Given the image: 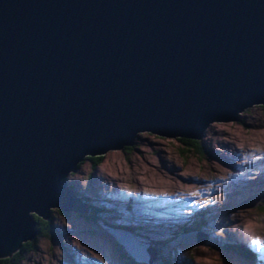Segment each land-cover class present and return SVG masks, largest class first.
<instances>
[{"label":"water","instance_id":"obj_1","mask_svg":"<svg viewBox=\"0 0 264 264\" xmlns=\"http://www.w3.org/2000/svg\"><path fill=\"white\" fill-rule=\"evenodd\" d=\"M253 103L264 0H0V256L26 211H84L63 186L83 154L137 130L196 138Z\"/></svg>","mask_w":264,"mask_h":264},{"label":"rangeland","instance_id":"obj_2","mask_svg":"<svg viewBox=\"0 0 264 264\" xmlns=\"http://www.w3.org/2000/svg\"><path fill=\"white\" fill-rule=\"evenodd\" d=\"M132 134L65 171L84 211L47 207L52 233L34 236L32 225L17 264H264V104L207 121L190 137L198 148Z\"/></svg>","mask_w":264,"mask_h":264},{"label":"trees","instance_id":"obj_3","mask_svg":"<svg viewBox=\"0 0 264 264\" xmlns=\"http://www.w3.org/2000/svg\"><path fill=\"white\" fill-rule=\"evenodd\" d=\"M175 138L177 141H179V143L181 145L186 146L184 148L189 147V145L192 147L196 146V144L194 143L195 141L193 139H191L190 137L176 136ZM84 159H87L89 161L90 165H94L98 162L99 155L98 154L87 155V156H84ZM77 164H78V162L76 163V165ZM57 210L59 211V209H57ZM95 213H96V211L94 210V208H92V206L87 204V211L85 213H83V215L85 216V218H88V217H94ZM29 216L33 222V227L35 229V235L34 236H36V235L49 236L52 229H51V225H50L49 221L47 220V217L41 218L34 213H31ZM123 228H124L123 231L125 233L126 232L128 233V230L130 228H128V226H124ZM130 232H132V231H130ZM32 242H33L32 239L21 241L19 243L18 247L15 250H13L10 254L0 256V264H17L19 252L22 251L23 249H27L29 247H32ZM226 247H228V246L224 245V248H226ZM160 262H163V260L161 259Z\"/></svg>","mask_w":264,"mask_h":264},{"label":"snow or ice","instance_id":"obj_4","mask_svg":"<svg viewBox=\"0 0 264 264\" xmlns=\"http://www.w3.org/2000/svg\"><path fill=\"white\" fill-rule=\"evenodd\" d=\"M260 243H261V240H260L259 237H256V238H254V239L251 241V244H252V245L257 246V247H256V251H257V252L260 251V248H259Z\"/></svg>","mask_w":264,"mask_h":264},{"label":"bare ground","instance_id":"obj_5","mask_svg":"<svg viewBox=\"0 0 264 264\" xmlns=\"http://www.w3.org/2000/svg\"><path fill=\"white\" fill-rule=\"evenodd\" d=\"M120 240H122L123 241V239L122 238H119ZM123 244V243H122ZM124 245V244H123Z\"/></svg>","mask_w":264,"mask_h":264}]
</instances>
